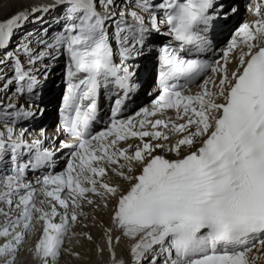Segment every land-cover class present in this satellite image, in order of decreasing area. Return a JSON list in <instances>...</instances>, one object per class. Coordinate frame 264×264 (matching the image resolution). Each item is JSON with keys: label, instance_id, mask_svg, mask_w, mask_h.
I'll return each instance as SVG.
<instances>
[{"label": "snow or ice", "instance_id": "snow-or-ice-1", "mask_svg": "<svg viewBox=\"0 0 264 264\" xmlns=\"http://www.w3.org/2000/svg\"><path fill=\"white\" fill-rule=\"evenodd\" d=\"M51 7L63 8V30L50 42L39 40L43 50L35 54L30 41L18 44L16 52L27 57V67L19 55L0 59V65L10 60L13 71L3 90L16 86L8 103L0 101V163L7 165L0 172V264H16L36 223L42 233L29 252L39 264H58L66 239L75 235L71 229L86 215L85 205L96 203L91 197H100L105 208L111 203V226L104 235L112 264H125L113 250L121 237L130 242L131 264H161V257L162 264H256L264 258L250 255L264 250L261 5L249 9L258 19L240 25L222 60L212 63L187 55L193 47L211 50L206 33L229 15L217 0H55ZM48 10L37 7L0 21V50L30 16ZM153 33L178 46L159 49L158 95L151 107L120 119L123 99L117 98L110 127L91 133L99 89L113 85L125 97L135 90V65L128 62L143 55ZM61 50L68 57L61 130L77 143H61L73 149L65 171L37 179V189L26 171L45 166L53 153L39 139L29 143L27 129L15 128L19 119L35 115L17 102L36 94V64L57 59ZM193 86L199 89L194 94ZM133 139L138 143H126ZM113 178L126 187L110 183ZM37 191L44 197L39 206Z\"/></svg>", "mask_w": 264, "mask_h": 264}, {"label": "bare ground", "instance_id": "bare-ground-1", "mask_svg": "<svg viewBox=\"0 0 264 264\" xmlns=\"http://www.w3.org/2000/svg\"><path fill=\"white\" fill-rule=\"evenodd\" d=\"M7 1L8 2H11V3H12V1L13 2L15 1V3H20V4L24 5V6L25 5H28V6H30L31 9L37 8V7L48 6L49 7L48 12H45L43 14H38V13H41V12H37V13H35V15L32 18H30V22H28V23L25 24V27H27V28L23 32V35L22 36L28 37L27 34H29L31 32L30 33L31 35H29V36L32 37L31 40L33 41V43L34 42H38L41 39H44L45 41H48V42L51 41L52 36H50V32H52V31L55 32L57 30L56 28H53V26L51 27L52 24L50 25V22L52 20L51 19V16H56L57 18H60L63 15V8H61V7H51L55 3V0H4V2H3L4 5L7 4ZM244 1L245 0L238 1L239 4H240V12L238 13V15L237 16H234V17L230 15V20L233 19L232 20V23H231V21L224 20V19H227V18H222V17H219L213 23V25H215V28L216 29L219 28V27H226V26H228L227 30H225V32H223V34H224L223 36L224 37L221 39V43H222L223 46H222V48L221 47H218L217 48L218 50L215 53L216 56L218 55V57H221V55H223V51L226 50L227 45L230 42V40L232 39L235 30L240 25H242L243 23H252L256 19H258V17L254 14V11H250L248 9L247 10H243L242 9L243 2ZM117 2L118 3H121V0H117ZM157 2H158V0H157ZM219 2L224 4L225 3V0L224 1H219ZM257 4L261 5V12L264 13V1H262V0L252 1V3H249L248 4V8L249 9L251 8V9L254 10L256 8ZM37 17H39V19H37ZM145 17H146L145 19L147 20L148 17H147V14L146 13H145ZM40 19H43V20L38 21ZM37 24H38V27L41 28L40 30L36 27ZM33 27H36L38 29V31H35L33 29ZM46 27H49L50 29L49 30L48 29L44 30ZM32 31H34V33H32ZM230 31H231V33H230ZM109 32H112V28H109ZM208 33L212 34V32H210V31H208ZM229 33H230V35H229ZM227 35H229V36L226 37ZM149 40H151V39L149 38ZM10 45H11V43H10ZM14 46H16V45L14 44ZM41 47H43V45H41V44L38 43V45H36L35 49L33 50V53L35 54V52H37L38 49L41 48ZM219 48H221V49H219ZM0 51H2V50H0ZM143 51H146L145 50V46L143 48ZM15 52H16V49H15L14 53ZM141 56H145L147 58V55L144 54V52H143V55H141ZM50 58L51 57H47V58H45V59L42 60L43 61V63H42L43 66H45V65L48 66L49 65L48 60ZM230 67H231V65H230ZM42 70L43 69L41 68V72H42ZM53 75L55 76V74H53ZM65 75H66V72H65ZM212 75L213 74L211 73L209 76H212ZM212 77L214 78V76H212ZM145 84H148V83H145ZM143 90L144 89H142V92H143ZM197 91H199V89L194 86L192 88V93L194 94ZM0 95H3V94L0 93ZM6 97H8V96H4V98H6ZM150 100L151 99L145 97L144 95L141 96V97H139V98H137V99H135V102L134 103L136 104V110H134L133 112L129 113L128 115H126L125 117H123L121 119H125V118L131 117V116H135V113L138 112V111H140L143 108H146V107L147 108H150L151 105H152L151 102H150ZM45 113H46V110H45ZM169 114H171V113H169ZM137 119H139V118L137 117ZM16 129L19 130V128H16ZM106 129L107 128L104 127L101 131H105ZM0 130H2V127H0ZM101 131H99V132H101ZM29 134H30L29 131L26 132L25 133V138H27ZM128 143H130V142H128ZM136 143H138L137 140L133 141L131 144H136ZM3 167L5 168V164L1 163L0 164V171L2 169H4ZM105 179H107V177ZM110 183H113V184L119 183V184H121V185H123V186L126 187V185L124 184L123 181H120V180H118L116 178H113L110 181ZM33 186L36 187L37 189L39 188V185H37V184L36 185H33ZM91 198H93L96 201V203L93 204V205H85L83 211L85 212L86 215L80 217L79 218V221L76 223L75 226H76V229L78 230V228L80 227V225H82V229H80V231L82 230V231L86 232V233H81L82 232L81 231L79 233L77 231L79 233V235L80 234H81V236L82 235L83 236L84 235H88V234L92 235L94 241L92 239L91 240L94 242L93 243V245H94L93 248L94 249L92 250L91 254H89V256L86 259L84 258L85 261L80 260V262L79 261L78 262L80 264H112V255H111V253L108 250L107 238L104 235V230L106 228H108V227L111 226V224H110V216H111L110 208H111V203L109 204V208H105L104 207V201L100 197H91ZM40 199H44V197L39 193V191H37V204H38V206H39V200ZM0 207H2V205H0ZM45 207H47V205H45ZM13 216H15V214H13ZM85 217L91 218V220H92L93 223H91V221L89 223H86L85 220H84V219H86ZM58 219L59 218H57V222H58ZM2 221H3V217H0V222H2ZM34 223H36V222L34 221ZM73 228L71 229V233L73 231ZM17 230L19 231V229H17ZM41 233H42L41 224L40 223H36L35 230L27 236V238H26V241L27 242H25V244L23 245V250L20 251L18 253V255H17V262H16V264H39V261L36 260V259H34V257L32 256V254L29 252V249H34V246H35L36 242L38 241ZM75 235H76V232H75ZM112 235L115 238L117 235H119V233L114 231L112 233ZM78 238H80V237L78 236L77 239ZM83 240H85V239H81V241H83ZM87 241H88V238H87ZM2 242L3 241H0V243H2ZM70 242H71V240L66 239L65 245H64L65 250H66L67 247L69 248V245H70L69 243ZM79 243H80V240H79ZM79 243H77V244H79ZM74 244H76V242ZM90 245H91V243H90ZM129 245H130V242L126 238H124V237H121V240H120L119 243H116L115 240L113 242V250L115 251L116 259L117 260L123 259L125 261V264H131V256L129 254ZM75 246L76 245H74V247ZM98 246H99V249H102V251L98 250ZM76 248L78 250V247L77 246H76ZM74 249L75 248H73V250ZM87 249H88V247H87ZM77 250H75V251H77ZM82 252L83 251L81 250V253ZM63 253H62V255H63ZM65 253H67V252H65ZM70 253H71V251H70ZM88 253H86V254H88ZM62 255H61V257L58 260V264L60 263V261H62V263H63L64 262V259H67V257H68L65 254L66 257H63L62 258ZM250 255L264 257V250H261L260 252H256L254 250L253 253H251ZM78 256H81V255H78ZM74 257H76V256L74 255ZM69 258H72V257L70 256ZM78 258H80V257H78ZM78 258H77V260H78ZM72 259L74 260V258H72ZM161 260H163V257H161ZM76 263H77V261H76ZM63 264H65V262ZM256 264H264V258L258 259L256 261Z\"/></svg>", "mask_w": 264, "mask_h": 264}, {"label": "rangeland", "instance_id": "rangeland-1", "mask_svg": "<svg viewBox=\"0 0 264 264\" xmlns=\"http://www.w3.org/2000/svg\"><path fill=\"white\" fill-rule=\"evenodd\" d=\"M4 0H0V21H3V20H6V19H8L9 17H11V16H13V15H15V14H17V13H19V12H21V11H25V10H27V11H31V8H30V6H28V5H22V4H20V3H15V1L13 2L12 1V3L11 2H8L7 1V4L6 5H4ZM46 12H48V11H46ZM43 13H45V12H41V13H38V14H43ZM33 16H30V18H32ZM52 17V16H51ZM54 18V17H53ZM41 20H43V19H40V20H38V21H41ZM48 26V25H47ZM26 28L27 27H25V24H24V27L20 30V31H18L14 36H13V39H12V41H11V45L12 44H14L15 42H16V39H17V41L18 42H31L30 43V48H32L33 50L35 49V47H36V45H38V43L37 42H34L33 43V41L31 40V36H29V34L31 33H29V34H27L28 35V37H26V36H22L23 35V32L26 30ZM39 30L41 29L40 27H37ZM36 27H33V29L35 30V31H38V29H37ZM32 33H34V31H32ZM16 45V44H15ZM15 47V46H14ZM38 48V47H37ZM36 48V49H37ZM12 49H13V47H12ZM41 50H43V47H41V48H39L38 49V51H41ZM6 51H8L7 49L5 50H2L1 51V53H0V59H4L5 58V54L6 53H4V52H6ZM37 51V52H38ZM15 54H16V52H15ZM24 59H26L27 60V57H24ZM42 63H43V61H42ZM43 65V64H42ZM10 69H12V67H11V63H9V60H5V62H4V64L3 65H0V84L3 86V84L5 83V80L7 79V78H10L12 75H13V71H10ZM8 73H10L9 75H8ZM2 82H3V84H2ZM13 91H9V93H12ZM86 219H84L85 220V222L86 223H89L90 221H91V223H93L92 222V220H91V218H88V217H85ZM88 218V219H87ZM90 219V220H89ZM94 221V220H93ZM80 229H82V225H80V227L78 228V230L76 229V226L73 228V231H72V233L74 232V234H75V232H76V235H73L72 237L74 238H72L71 239V242L69 243L70 245H69V248L67 247L66 248V250L65 251H63L64 253H63V255H62V258L63 257H66V255L68 256L67 257V259H64V262H65V264L67 263V264H80L79 262H80V260H82V261H85V259L89 256V254H91V252H92V250L94 249L93 248V237H92V235H90V234H88V235H82L81 236V234L79 235V233L82 231H80ZM75 230V231H74ZM79 233H78V232ZM81 233H86V232H84V231H82ZM89 235L91 236V239L93 240H91V239H88V241H87V238L89 237ZM80 237V238H78L79 240H80V243H79V240L77 239V237ZM84 237V238H83ZM81 239H85V240H83V241H81ZM74 240V241H73ZM85 241V242H84ZM76 242V244H74ZM87 242V243H86ZM77 243H79V244H77ZM83 243V244H82ZM90 243H91V245H90ZM86 244V245H85ZM88 244V245H87ZM74 245H76L77 247H78V250L80 251H78L77 250V248H76V246L74 247ZM85 245V246H84ZM90 245V246H89ZM83 246V247H82ZM88 247V249H87V247ZM86 247V248H85ZM73 248H75L74 250H73ZM91 248V249H90ZM72 249V250H71ZM75 250H77V251H75ZM81 250L83 251L82 253H81ZM88 250V251H87ZM70 251H71V253H70ZM74 251V252H73ZM65 252H67V253H65ZM85 252V253H84ZM89 252V253H88ZM74 253V254H73ZM78 253V254H77ZM81 253V254H80ZM86 253H88V254H86ZM66 254V255H65ZM74 255L78 258V257H80V258H78V260H77V258L76 257H74ZM78 255H81V256H78ZM72 257V258H74V260L72 259V258H69V257ZM83 257V258H82ZM69 258V259H68ZM85 258V259H84ZM76 259V260H75ZM67 261V262H66ZM76 261H77V263H76ZM79 261V262H78ZM63 262V263H64ZM70 262V263H69ZM60 263L61 264H63L62 263V261H60ZM59 263V264H60Z\"/></svg>", "mask_w": 264, "mask_h": 264}]
</instances>
